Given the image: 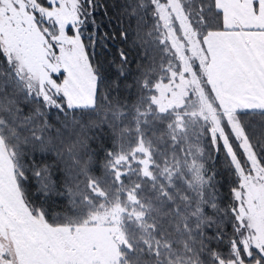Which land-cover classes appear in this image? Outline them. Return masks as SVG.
<instances>
[{
    "label": "snow or ice",
    "instance_id": "6c2138e0",
    "mask_svg": "<svg viewBox=\"0 0 264 264\" xmlns=\"http://www.w3.org/2000/svg\"><path fill=\"white\" fill-rule=\"evenodd\" d=\"M111 8L0 0V264H264V0Z\"/></svg>",
    "mask_w": 264,
    "mask_h": 264
},
{
    "label": "trees",
    "instance_id": "16d2710c",
    "mask_svg": "<svg viewBox=\"0 0 264 264\" xmlns=\"http://www.w3.org/2000/svg\"><path fill=\"white\" fill-rule=\"evenodd\" d=\"M105 3L109 5V16H111V22H109V16L103 15L104 9L99 10L97 13V22L102 26L101 27V36L104 35L105 32L109 34V37L107 39V44L110 46L106 51L108 53L109 58L113 56L116 52V50L120 47H123L119 41L118 37V31L120 28L117 14L115 9L111 8V5L113 3V0H104ZM126 23V22H125ZM115 37V38H112ZM100 52V49H97V53ZM135 58V53L130 54V59ZM97 144H99V141H97Z\"/></svg>",
    "mask_w": 264,
    "mask_h": 264
}]
</instances>
